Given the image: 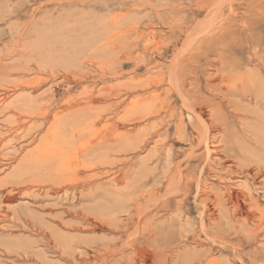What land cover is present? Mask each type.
<instances>
[{
  "label": "rangeland",
  "instance_id": "rangeland-1",
  "mask_svg": "<svg viewBox=\"0 0 264 264\" xmlns=\"http://www.w3.org/2000/svg\"><path fill=\"white\" fill-rule=\"evenodd\" d=\"M17 47L22 54L15 55ZM30 58L35 60L28 70L25 63ZM178 63L181 68L176 71L172 66ZM231 71L252 76L261 96L242 99L226 89L218 91L215 85H222ZM174 77L194 90V96L206 99L205 114L203 121L190 123L183 103L171 92L168 97L177 118L166 123L171 129L164 149L158 138L151 139L156 120L151 124L142 118L140 112L145 110L134 108L132 101L139 98L145 104L146 93L158 84L165 93L175 83ZM212 107L222 129L228 130L231 153H240L241 162L224 159L205 142L196 141L192 148L189 139L209 131ZM182 112L185 125L179 129L176 124ZM263 117L264 0H0V202L16 186L18 176L30 169L33 152L47 147L58 148L59 156L41 162L32 177L40 181L39 186L51 184L57 191L66 190L46 195L42 187L34 186L22 195L14 189L13 201L0 204V248L8 243L12 248L33 249L42 256L48 254L53 264H63L38 246L42 236L26 232L14 210L23 222L32 216L43 218L50 229L64 235L71 234L50 222L63 205L123 221L124 212L137 198L142 204L149 200L156 174L179 163L183 170L190 169L194 150L193 172L208 178L209 187L220 193V208H212L221 214L220 221L213 226L207 217L210 212L203 213L196 183L191 185L184 209L176 198L168 201L169 211L159 222L160 229L172 225L174 261L264 264ZM76 121L81 125L71 126ZM39 132L47 135L42 138ZM247 135L254 144L246 140ZM72 186H81L77 198L71 190L67 192ZM163 193L162 202L172 197L165 198ZM203 226L210 229L209 234ZM136 248L126 253L123 264L161 262L146 243Z\"/></svg>",
  "mask_w": 264,
  "mask_h": 264
},
{
  "label": "bare ground",
  "instance_id": "bare-ground-1",
  "mask_svg": "<svg viewBox=\"0 0 264 264\" xmlns=\"http://www.w3.org/2000/svg\"><path fill=\"white\" fill-rule=\"evenodd\" d=\"M209 12H210V10H209ZM211 14H212V11H211ZM196 25H197V23H196ZM206 31H207V27H206ZM26 35H27V32L25 33V36ZM196 35H197V33H196ZM197 36H199V33ZM192 41H194V40L192 39L191 43H192ZM15 51H16L15 55H20L23 53L21 50H19V48L16 49ZM178 57H180V56L178 55ZM178 57H176V58H178ZM33 59L30 58V60H28L25 63L26 69L29 70L32 67L31 63H32ZM23 67L21 68L22 70H23ZM172 67H176L175 70L179 71L181 68V64L180 63L174 64ZM173 71H174V69H173ZM231 72L233 73L232 75L229 74L226 77L224 76L225 78H223V80H222V85H215L216 87H218V89H219L218 91L223 92V90L226 89L225 91L227 93L228 92L229 93L231 92L232 94L237 93L236 96H238L240 94L242 99L243 98L245 99V97L247 95H250L252 100H254V99L257 100L258 97L261 96L259 93V90H258V88L260 86L258 84L257 85L255 84L256 82H255L254 78L252 79V76H250V78H249L245 74H241V73L238 74L237 72H233V71H231ZM176 77H178V74H176ZM39 79H40V77H39ZM173 81H175V83H173L171 81L172 87L165 89L164 90L165 93L160 92L161 89H159V88H160L161 84H158V86L155 85L153 87V90H149L146 93L147 97L146 98L144 97V98L147 99L148 102L145 101V104H141L142 101L140 102L137 100L139 98H134L132 101V104H134L133 105L134 108H137V110L139 108H141V109L143 108V110H145V112H143V113L140 112L142 115V118H145V120H147L148 122L152 121L151 124L153 122H155L154 120H156V122L158 124L156 123V124H154V126H152L150 124L152 126V128H154V127L156 128V130H154V132H152L150 134L151 139L155 140V138H158L159 140L157 141V143H160V146H162L164 149L167 147L166 145H167V142L169 141L170 129H171V125H169V124L166 125V123L177 118L175 116L176 110L173 107L171 97H168L169 94H171V92L174 91L177 94L179 100H181V102L183 103L184 110L187 111L191 117L190 123L191 122L195 123V122H197V120L203 121V114H205V110H204L205 108H203V107L205 105L206 99L200 100L197 97V95L194 96L193 95L194 90L189 89L187 87L188 85L182 81L180 82L178 78L174 77ZM253 81H254V84L251 85L253 83ZM216 93L217 94H215V95L217 97H220L219 92H216ZM230 103H232V102H230ZM133 107H132V110H133ZM18 110H19V108H18ZM46 114L45 115L43 114V115L46 116ZM74 114H76V113L74 112ZM215 114H216L215 108L212 107L211 108V114H210L211 124H208V130L209 131H207V133L205 135L201 133L199 136H197V138L192 137L191 139H189V142L192 145V148H194L196 141L199 143V145H201V144H203V142H205L207 146L213 145L214 150H215L214 153L219 152V154H223L224 159H232L234 162H236V161L241 162L242 159L240 158L241 157V155H239L240 153H231L230 149H232V146L230 144V139H228V137H227L228 130L222 129L221 126H223V124H221L219 122V119H217V116ZM33 115L36 116L35 114H33ZM141 115H139V116H141ZM182 116H184L183 112H182V115L180 116L181 118L178 121L179 124L178 123L176 124V126L179 127V129H181L180 128L181 126L185 125L184 124L185 119ZM219 117H221V116H219ZM83 120H85V119H83ZM88 120H89V118H88ZM48 123H50V121ZM206 123H205V125H207ZM73 124H74V122H73ZM73 124H71V126H73V127L78 126V124L81 125V123H77V121H76L75 125H73ZM37 133H38V131H37ZM214 134H216V135H214ZM38 135L42 136V138H44L47 135V132H39ZM62 135L60 134L59 136L62 137ZM144 137H145V135H144ZM140 138H141V136H140ZM246 140L250 144H254L251 136L247 135ZM139 148H141V146ZM241 148H242V146H241ZM241 148H240V150H241ZM56 149H58V148H55V150ZM55 150L54 149L50 150V148L47 147L45 149H40V151H38V152H36V151L33 152L32 156H31V158H32L31 163L32 164L30 166V169L27 170L25 174H21L18 176L19 180L17 181L16 186H14V187L12 186L13 190L10 191L6 197L4 196L5 197L4 202H6V201L12 202L13 201V199L15 198V196H14L15 193L13 194L14 189H17L18 193L24 195L23 192L27 191V189H31L34 186H39L38 184H40V181H38L36 179V177L33 178L32 176L40 170V166H42L40 164L41 162H43L45 160L53 161V160L58 158L59 155H58V153H55ZM195 153H196V151L193 150L189 156L190 161H188V165L190 166V169H188V170L184 169L183 170V168H182L183 163H179V165H177V166L169 167L168 170H166L165 172H162L161 174H156L154 182H153L152 191H151V188H149V191H151L149 200L145 204H142L137 198V200L133 204H131L132 206L127 211L124 212L126 214V217L123 221L115 220V219L111 221V219L109 220L107 218V216L104 214L98 215V214H96L90 210H82V208H81V210H79V209H76L75 207L68 209L66 206L63 205L61 207L62 208L61 213L56 214L55 217L53 216V218L55 220H50V222L58 224V226H60L62 229L66 230L67 232H69L71 234V235H64V234L56 233L55 232L56 230L54 231L53 229H50V227H48L46 225V223H48V222H46V220L43 218L32 216L30 221L28 220V222H27L25 220V222H23L24 221L23 218L17 213L16 210H14L15 216L18 217L19 223H23L24 229L26 232L29 231L32 235H35V236H42L40 241L38 242V246L39 245L42 247L44 246L49 251V253H51L52 255L55 256V258L59 257V259L63 262V264H123L122 261L126 259V253L129 252V250H132L133 252H135L137 249L136 247H138L139 245H143L144 243H146L148 246L152 247L153 251L156 253L157 260H161V262L159 264H176V261H174V259H173V255L175 254L176 250L174 247V238H175L174 233L171 232L172 231V229H171L172 225L170 224L169 228H167L166 230L160 229L161 222H159L161 219L160 218L161 215L163 213H167V211H169L168 201L170 202L171 199L176 198L177 203H179V205L184 209L185 205H186L187 198L190 196V193L192 192L191 185L193 183H196L198 188H199L198 189V192H199L198 198L199 197L202 198L201 201L204 203L205 210L203 211V213L210 212V213H208L209 216H207V217L210 219L211 224L213 223V226H218L219 221H220V215L221 214L220 215L216 214V211H215L218 208H220V203H219L220 193L215 192L214 189L209 187L208 178H206L204 180V179H202L201 175L198 177L196 172H193L195 170V167H192L191 159H193L192 157L195 155ZM252 154L254 156H256V155L259 156V154L257 152L252 153ZM27 157H28V155H26L22 158L23 163L26 162ZM169 157H170V155L167 157L168 160H169ZM195 157H197V156L195 155ZM157 161H158V165H159L161 163V159L158 158ZM169 162H170V160H169ZM43 164H44V162H43ZM191 167L193 168V170ZM248 170H250V169H248ZM248 170L246 172L248 174H250V172ZM256 170H260V166H257ZM20 172H21V170L19 171V173ZM203 172H204V169L201 170L200 174ZM213 175H214V173H212V174L209 173V177H213ZM14 176H16V175H14ZM49 182L51 183V181H49ZM80 184L78 183V185H80ZM87 184H89V183H87ZM63 185L65 187V184H63ZM39 187H42L44 189V191H45L44 193H47L46 195L50 194L52 191H53V193L60 192V191L62 193V191H66V190H63V188H59V190L57 191V188L53 187L51 184L41 185ZM80 189H81V186L80 187L72 186V187L67 189V192L68 191L70 192V190H71L74 193V198H77ZM225 189H226V187H225ZM161 190H164L166 192V194L163 193V194H165V196H164L165 198L167 196H171V195H172V197L171 198L168 197L167 201L162 202V200H159L160 196H162ZM15 192H17V191H15ZM232 192H233V190H232ZM82 193L83 192H81L80 194H82ZM237 193H239V192H237ZM140 194L142 195V193H139V195ZM159 194H161V195H159ZM242 194H240V195L242 196ZM235 197H236V194H235ZM235 197H234V199H235ZM227 199H229V198H227ZM84 200H85V198H84ZM4 202L2 200L0 202V204L4 203ZM238 202H239V198H238ZM241 202H243V201H241ZM152 203L155 204L153 207H151ZM227 205H229V204H227ZM72 206H74L73 203H72ZM212 208L215 210L213 211ZM38 210L42 211L41 208ZM223 210H222V212H223ZM9 211H10V209H9ZM181 214L185 215V211L183 210V212ZM6 216H5V218H7ZM71 217H72L71 222L66 221L67 218H71ZM136 218H138V222H137ZM201 220H202V218H201ZM209 230H210L209 228L207 230L206 227L203 226V231L205 234H209V232H210ZM100 232L106 233L108 235L102 236L100 238L86 236V234L91 235V234H96V233H100ZM12 247L13 246H11L8 243L7 244H1L0 264H53L50 261L48 254L46 256H42L40 253L34 251L33 249L19 248V247L12 248ZM30 248H31V246H30ZM146 248H149V247H146Z\"/></svg>",
  "mask_w": 264,
  "mask_h": 264
}]
</instances>
